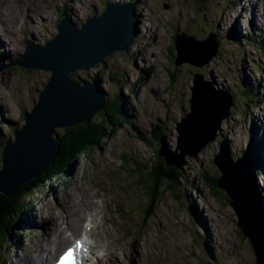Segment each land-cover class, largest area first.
<instances>
[{
    "label": "rangeland",
    "instance_id": "374dc122",
    "mask_svg": "<svg viewBox=\"0 0 264 264\" xmlns=\"http://www.w3.org/2000/svg\"><path fill=\"white\" fill-rule=\"evenodd\" d=\"M135 1L138 33L128 48L112 52L106 57L108 64L72 74L74 78L78 75L89 80L103 75L107 97L123 100L119 126L109 127L112 131L102 137L100 149L88 159L80 156L64 179L26 197L30 203L23 211L27 212L28 222L13 227V233L8 235L9 247L0 246V264H34L40 255L39 264H46L47 252H53L57 243L54 237L61 229L67 238L65 244L83 230L94 244L99 228L92 227L90 209L102 216L98 246L107 243L105 248L110 255L118 258L99 262L95 255L101 256L103 250L96 249L89 264H255L251 245L236 225L228 197L223 191L213 195L202 175L216 176L212 159L220 143L227 141L236 158L248 149L252 129L264 124V102L248 101L243 91L247 89L246 80L264 84V47L260 50L243 41L249 25L258 37L264 34V0ZM105 2L0 0V20L13 10L9 19L0 21V64L17 58L28 42L43 44L52 38L61 15H73L80 26L88 17L99 15ZM212 31L217 33L219 43L210 62L201 67L187 62L175 64L173 41L177 33L203 39ZM237 33L241 37H236ZM2 53H8L9 58L2 57ZM196 72L232 96V103L224 112L228 115L222 114L221 128L213 141L195 156L185 157L184 175L177 187L163 191L166 181L157 200L150 203L146 187L155 185L152 173H157L160 162V142L155 135L163 133L168 147L175 149L176 123L189 111L190 86ZM49 76L50 72L43 69L18 65L0 68V169L1 143L14 139L11 123L13 129L24 123L25 112L31 111ZM259 93L264 95V91ZM103 112L90 116V122L103 121ZM106 127L107 124L105 130ZM261 129L260 139L264 127ZM55 133L57 137L62 134ZM163 171L167 175H162V180L176 176L166 168ZM257 178L264 190V177ZM76 212L86 219L72 231L67 223L77 226L81 217H74ZM106 220L113 229L112 239L116 240H109ZM137 248L140 256L133 259Z\"/></svg>",
    "mask_w": 264,
    "mask_h": 264
},
{
    "label": "water",
    "instance_id": "95a60500",
    "mask_svg": "<svg viewBox=\"0 0 264 264\" xmlns=\"http://www.w3.org/2000/svg\"><path fill=\"white\" fill-rule=\"evenodd\" d=\"M135 4V0H106L102 12L88 17L80 26L73 15H63L52 38L43 44L28 42L17 58L0 64V68L18 65L50 72L31 111L25 112L24 123L12 130L14 139H6L2 146L0 193L11 195L52 163L59 148L56 128L85 122L103 110L107 100L103 75L97 82L78 75L74 78L72 74L104 62L108 64L107 56L128 48L138 33ZM218 43L213 31L203 39L186 32L177 33L175 64L187 62L201 67L218 52ZM192 76L189 111L176 123L175 149L168 147L164 135L159 138L158 154L177 168L185 163L186 156H195L215 139L221 119L228 115L224 113L226 106L232 103L227 91L216 89L201 73ZM212 109L215 115L209 117L207 113ZM212 162L218 188L229 199L236 225L251 245L255 264H264V202L256 185L263 197L264 190L253 176L247 156L242 154L233 159L220 143Z\"/></svg>",
    "mask_w": 264,
    "mask_h": 264
},
{
    "label": "trees",
    "instance_id": "16d2710c",
    "mask_svg": "<svg viewBox=\"0 0 264 264\" xmlns=\"http://www.w3.org/2000/svg\"><path fill=\"white\" fill-rule=\"evenodd\" d=\"M63 14H66V12L65 13L63 12ZM249 26L250 29L243 36V41L249 43L252 47L263 50L262 48L264 47V41H263L264 34H260L258 37V35L253 33L251 29V25ZM235 36L241 37L239 33H237V35ZM91 80L98 82L97 78H92ZM245 84L247 86V89H244L243 91L247 96V100L258 104H262L264 102V95L263 93L261 94L259 92L264 91V84L260 85L257 81L255 82L251 80H246ZM259 88H261V90ZM129 89L130 92H132V88ZM118 97H121L120 93L118 94ZM113 100L116 102H114ZM122 102L123 100H120V98L111 99L107 97L106 105L103 108L104 110L102 115L103 121L101 122L91 123L89 119L85 122L78 123L69 126L67 128H56L55 131H60L62 134L58 136L59 148L57 155L53 159V162L50 163L46 168H44L33 179L29 180L23 186L16 189L11 195L0 193V241H1L0 246L1 247L4 245H7L9 247L8 235L10 233L11 234L13 233V227L15 225L19 224L22 226L28 222V218L26 215L27 212L23 211L24 206H26L27 208L29 207L28 203L30 202L26 200L27 196L32 195L36 191H39L41 187H44L47 184L49 185V187H51L53 184H57V180H62L65 178L67 171L71 169V167H73V164L76 162L77 159H79L80 156L88 159L91 157V154L93 153L94 150L100 149L102 137L105 135V133L107 134L108 132L112 131V129L109 127H113V129H115L116 127L119 126L121 122L120 115L123 114ZM245 105L247 106L248 103H245ZM105 124L108 125V127H106V130H105ZM261 126L264 127V124H259V126L254 127L252 129L250 136L251 140L249 139V141L251 142H249L248 149H246V151L244 150L245 152L240 153V155L244 153H250L249 162L251 164L253 176L255 177H259V176L264 177V134L262 139H260L258 136V134H260L262 130ZM162 134L163 133L159 132V134L155 135L157 141H159V138L162 136ZM256 134L257 137H255ZM5 141L6 140H3V142L1 143L2 146L4 145ZM223 145L228 150L230 155L233 157L231 150L228 149L229 145L227 141L224 140ZM157 157L160 160L159 166L156 167L155 169L157 173H152L154 175L155 185L146 187L147 192L150 194L149 196L150 203H152V200L153 202L157 200V196L160 193L159 189L161 186L163 187L166 181L169 183V185L167 183L165 188L163 187L164 188L163 191H165L166 189L174 190L179 184V180L184 175V169L182 168L185 163L182 164L180 168H177L168 165L165 162V157L160 156L158 154V151H157ZM184 159L186 161V158ZM233 159H235V157H233ZM164 168H166L168 171L170 170V173L175 172L176 176H171L169 174L170 176H167L162 180V175H167L163 171ZM202 178L204 179V184L208 187L209 191L213 195L218 196L219 194L222 193V191L218 188L217 185L218 176L210 177L209 175L204 174L202 175ZM159 182H161L160 185ZM256 189L259 191L260 196L262 197L264 202V197L257 185H256ZM226 199L229 200L228 198ZM8 218L10 220H8Z\"/></svg>",
    "mask_w": 264,
    "mask_h": 264
},
{
    "label": "bare ground",
    "instance_id": "6f19581e",
    "mask_svg": "<svg viewBox=\"0 0 264 264\" xmlns=\"http://www.w3.org/2000/svg\"><path fill=\"white\" fill-rule=\"evenodd\" d=\"M4 3V2H3ZM11 9H13V8H11ZM7 11V10H6ZM13 10H10L9 12H6V14H5V20H6V18H8L9 19V15L11 14L10 12H12ZM1 13V12H0ZM30 15V14H29ZM15 17H17V16H15ZM5 20H3V19H1L0 21H2L3 23L5 22ZM147 31H148V29H147ZM150 31V30H149ZM154 39V38H153ZM3 55H2V57H5V58H9V56L7 55V54H5V53H2ZM208 116L210 117L212 114L213 115H215V111L212 109V110H210L208 113ZM13 124H15V123H13ZM11 128H12V130H13V125H12V123H11ZM220 128H221V124H220ZM261 145V144H260ZM244 156L246 155L247 156V158H248V160H249V158H250V153H244L243 154ZM54 185V184H53ZM52 185V186H53ZM50 186H51V184H50ZM51 186V187H52ZM103 202H104V200H103ZM40 205V204H39ZM61 207H63V206H61ZM39 208V207H38ZM90 211H93L91 214H90V221H91V224H92V227L94 228V229H97V228H99V230H97V232H96V234H95V241H94V244H92L91 245V252H92V254H94L95 252H96V249L97 250H100V249H102L103 250V253L101 254V256H100V253L99 254H97V255H95L96 256V259H97V261H102L103 260V258H105V260L106 259H108V258H118L117 256H115L114 254H111L110 255V252L106 249L107 248V246H108V244L107 243H101L102 244V246L103 247H100V246H98L99 245V243H98V241H99V239H97V235H98V233L100 232V230H101V228H102V226H101V219H102V216L100 215V213L97 211V210H94V209H90ZM97 212V213H96ZM74 217H77V218H79V217H81L80 218V220H79V222H78V224H77V226L76 227H74V224L72 225V227H71V225H69L68 223H67V227H69L72 231H76L77 229H79L80 227H81V225H83L84 223H85V220L84 219H86V217H85V215L84 214H81V213H79V212H76L75 214H74ZM111 217V219H113V216H110ZM98 219H100V223H98L97 222V220ZM51 222V221H50ZM95 222H97V224H95ZM108 222H107V220L105 221V225H106V231L105 232H107V234H108V238H109V240L110 239H112L113 237H112V232H113V229L111 228V226L110 225H108L107 224ZM51 225H52V222H51ZM96 225V226H95ZM45 230H47V226L45 227V229H44V232H45ZM62 234H63V232H62V229H61V231L60 232H58L56 235H55V237H54V240L57 242L56 244H55V248H54V250H53V252L52 253H50L51 251H49V252H47V255H46V258H45V261H44V263H46L47 262V260H50V259H52V257L57 253V252H59L62 248H63V246H65L66 244L65 243H67V238L66 237H64V236H62ZM100 234V233H99ZM102 236V235H101ZM103 237V236H102ZM57 240H56V239ZM112 240H116V239H112ZM112 240H110V241H112ZM116 246V245H115ZM106 247V248H105ZM136 248V247H135ZM43 249L44 248H41L40 249V251H43ZM116 249H118V248H116ZM111 251H113V249L111 248ZM110 255V256H109ZM137 256H140V253H139V249L137 248V249H135L134 250V255H133V259H136L137 258ZM109 260V259H108ZM42 261V256L40 255V257L39 258H36V260H35V262H34V264H39V262H41ZM105 262V261H104ZM91 264V263H90Z\"/></svg>",
    "mask_w": 264,
    "mask_h": 264
},
{
    "label": "snow or ice",
    "instance_id": "6c2138e0",
    "mask_svg": "<svg viewBox=\"0 0 264 264\" xmlns=\"http://www.w3.org/2000/svg\"><path fill=\"white\" fill-rule=\"evenodd\" d=\"M82 247L83 245L78 240L74 248H68L67 251H65L63 255L59 257L57 264H78L75 257V252L76 250L81 249Z\"/></svg>",
    "mask_w": 264,
    "mask_h": 264
},
{
    "label": "clouds",
    "instance_id": "9594fccd",
    "mask_svg": "<svg viewBox=\"0 0 264 264\" xmlns=\"http://www.w3.org/2000/svg\"><path fill=\"white\" fill-rule=\"evenodd\" d=\"M217 54V53H216Z\"/></svg>",
    "mask_w": 264,
    "mask_h": 264
}]
</instances>
